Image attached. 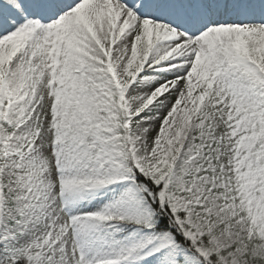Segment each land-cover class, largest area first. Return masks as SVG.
Returning <instances> with one entry per match:
<instances>
[{"label":"snow or ice","instance_id":"snow-or-ice-1","mask_svg":"<svg viewBox=\"0 0 264 264\" xmlns=\"http://www.w3.org/2000/svg\"><path fill=\"white\" fill-rule=\"evenodd\" d=\"M0 264H264V0H0Z\"/></svg>","mask_w":264,"mask_h":264}]
</instances>
